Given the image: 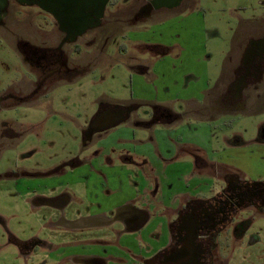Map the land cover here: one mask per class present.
Instances as JSON below:
<instances>
[{"label": "rangeland", "instance_id": "rangeland-1", "mask_svg": "<svg viewBox=\"0 0 264 264\" xmlns=\"http://www.w3.org/2000/svg\"><path fill=\"white\" fill-rule=\"evenodd\" d=\"M143 2L134 1L132 6L138 8ZM8 3L6 15L0 12V264H86L75 260L83 255L112 256L122 262L109 260L108 264H135L144 246L156 247L157 239L164 238L166 223L161 215L164 210L167 214L165 204L174 206L178 197L189 195L187 191L193 195L196 190L199 197L209 194L210 188L220 183L216 175L226 169L247 179H264V142L256 140L258 126L264 123V92L259 95L257 109L249 113H228L214 120L211 114L202 113L195 115L199 120L196 124L189 123L186 115L183 126L170 129L168 134H159L160 128L152 125L154 136H163L158 139L160 156L146 153L149 149L145 144L133 145L135 148L127 144L136 151L133 161L143 164L139 171L118 160L119 153L112 151L113 136L130 135L122 130L115 134L114 129L123 124L110 128L99 140L94 135L86 144L82 132L97 103L138 100L142 86L136 79L137 67H131L126 59L132 54L134 59H166L161 66L164 69L156 71L160 81H154L150 71L142 82L151 94L156 86L162 91L163 79L164 86L177 82L182 94L164 104L169 109L187 113L184 105L188 100L183 98L196 91L193 85L202 87L209 80L217 88L206 95L204 104L208 105L212 95L227 86L231 78L229 56L234 58L240 52V41L253 33L248 28L251 21L264 19V0H188L177 8L162 9L131 23L130 28L136 30L139 40L163 43V56L160 51L158 57L148 53L145 46L118 42L117 35L111 39V47L98 50L88 45L80 53H72L81 71L30 96L29 83L34 77L30 79V65L20 43L46 49L59 42L61 32L36 6ZM121 13L111 19L122 17ZM110 15L104 16L105 23L112 24ZM123 19L115 24H125ZM259 27L262 30L264 22ZM107 28L102 35L108 33ZM88 38L89 32L66 46L73 49L78 44L81 48ZM136 116L144 120L138 111L133 118ZM134 126L136 135L145 137L137 129L139 125ZM177 135L195 146L172 147ZM232 136L236 138L230 143L226 139ZM195 150L200 158L214 162L216 174L205 168L209 166L192 170L193 155L189 153ZM146 154L149 159L140 157ZM144 180L161 185L156 195L160 204L149 207L152 218L142 230L127 232L119 224L77 227V231L66 228V223L101 213L124 199L148 200L150 186ZM240 219L237 229L243 232L238 237L230 231L216 254V264H264V210L246 208Z\"/></svg>", "mask_w": 264, "mask_h": 264}, {"label": "flooded vegetation", "instance_id": "flooded-vegetation-1", "mask_svg": "<svg viewBox=\"0 0 264 264\" xmlns=\"http://www.w3.org/2000/svg\"><path fill=\"white\" fill-rule=\"evenodd\" d=\"M134 1L137 3V1L139 2L140 0H108L103 9L99 23L80 35L82 36L89 32V38L85 41L84 45H82L83 47L81 46V48H79L78 44H76L77 46L73 49L67 47L66 44L77 43V39L80 36L73 41L67 40L65 33L59 30L58 25L51 14L43 11L36 5H22L14 1L21 6H36L42 12L49 15L52 20H54L58 30L61 32L59 42L55 46L48 47L46 49L36 48L26 42L20 43V51L30 65V79L31 77H34V79L30 80L29 83V96L31 94H35L44 86H51V84L56 81L70 79L75 76L77 72L81 71L78 65L80 63L78 59H73L72 53H80L85 46L95 45L98 50L107 45L111 47V39L118 35L117 37L120 38L118 42L128 41V43H132V45L135 43L139 47L140 41L137 40L136 30L130 28L132 27L130 26L132 25L131 23H134L146 16L149 17L162 9L171 10L177 8L184 5L188 0H179L174 6H169L173 0H144L138 8L132 6L136 5L133 4ZM7 7H9V3L7 4L4 12L5 15ZM117 12H122L121 15L123 14V16L118 19L116 18L117 20L111 19V16ZM106 13L111 14L109 17L110 21L109 19L108 21L111 22L112 20V24L108 22L105 23L104 16ZM122 18H124L122 22L124 21L125 24H115L116 21H121ZM263 22L264 19H255L251 21V25H249L248 28L253 31V33L242 42L240 41V52H238L234 58H232L233 56H229L228 61L230 64L229 70L231 72V78L228 81L227 86L212 95L213 97L209 101L208 105L205 107L197 106V109L191 108L192 110L187 111L186 113L185 111L175 112L174 109L171 110L168 106L164 105L165 103H156L154 100L131 99L130 101L123 103H97V110L95 114L90 119L84 131H82L85 144L91 140L94 135L98 136V140L101 139L103 134L107 133L110 128L119 126L120 124L123 125H120L119 127H131L133 130L132 134L136 131L134 125H139L140 127L137 126V129L141 130L140 132H144L145 137H138V135L135 134L138 141L132 143V146L145 144L149 149L146 153L149 152L158 156L161 151L158 139L163 138V136L159 138L158 136H154L153 129H150L152 125L160 128L158 130L159 134H168L170 129L175 130L183 126V122L185 121L183 119L186 115H189V123L196 124L197 121H195L194 116L202 115V113L211 114L212 120H214L217 119V116H221L223 114H245L249 113L252 109H257V103L260 97L259 95L261 92H264V28L260 31L258 30L260 28L259 24ZM106 27H108V33L102 35L103 28ZM143 43L149 50V53H154L157 57L165 53L163 45L159 42ZM118 47L121 49L122 45L120 44ZM113 50H115V48H113ZM125 51L118 52L121 53ZM134 58L135 54L126 56V59L128 60H132ZM139 58H141V56ZM24 98L25 97L23 96L19 100L23 101ZM137 111L141 116H143L144 120L140 121L137 116L133 118V115ZM119 114L123 116V119L120 122L106 129L101 128L102 130L99 129L98 131L93 132L88 139L86 138L85 133L91 121L95 119L103 120L113 117L116 118ZM129 122L131 124H127ZM178 138H180V136L178 137L177 135V138L172 143V147L174 145H189L190 147L195 146V142L183 141L182 137L177 140ZM234 138L236 137L232 136L230 140H226L230 142L234 140ZM256 140L258 142H264V123L258 126ZM132 152L134 153L120 152L118 160L121 159L123 163L127 162L130 164L129 166L132 165L131 169L135 171L142 170L143 164L136 163L131 157L136 154V151ZM198 153L199 151L197 150L189 153L193 155L191 158L193 159L192 170L197 172L196 170L200 171L202 167L209 166L205 168L213 170L212 174H216L217 167L214 162L209 163L204 158H200ZM140 157H143L146 160L149 159L147 154ZM142 172L144 173V170ZM194 176L196 177V175ZM216 177L220 183L216 186L214 185L213 188H210L211 190L209 194L202 197H199L198 193L187 197L184 195L182 197L181 195L178 197L176 205L177 208L175 210L172 209V212L169 211L167 207H164V209L167 208V214L164 210L161 217L166 223V231L164 232L165 236L164 238L162 236L161 239H157L159 245L156 247H148V245L144 246L143 251H141L138 256L136 255V263H217L216 254H218L220 248L222 247L221 244H223V240L226 238L228 239L229 234L231 233L230 231H234V234L238 237L239 234L243 232V230L239 231L237 229L238 225L242 224L240 219L242 211L246 208H256L261 211L264 210V179H247V177H241L229 169H226L223 173L216 175ZM196 184L197 182L193 184L192 189H194ZM160 185V182H150L149 192L151 197L148 196V200L141 201L142 205L139 202L140 199L137 198L136 201L133 198H130L125 202L115 203L109 208L102 209L99 211L101 213L90 214L92 216L101 215L112 218L117 210H119V205L127 203V205L121 206L123 208L125 207L122 211L124 215L122 214L118 220L108 225H92L89 227L100 228L103 226L119 224L121 229L123 227L124 231L127 232L142 230L150 218H152V212L149 211V207L154 208L160 204V200H156V195H158ZM166 188L168 189V187ZM149 192H147V194ZM89 227H83V229ZM66 228L72 231L78 230L77 228H71L67 225ZM79 229L81 230V228ZM117 246L121 249L119 244ZM75 260L82 261L86 264H108L109 260L122 263L121 259H117L112 256L103 257L99 255H83V257H75Z\"/></svg>", "mask_w": 264, "mask_h": 264}, {"label": "water", "instance_id": "water-1", "mask_svg": "<svg viewBox=\"0 0 264 264\" xmlns=\"http://www.w3.org/2000/svg\"><path fill=\"white\" fill-rule=\"evenodd\" d=\"M9 0H0V12L4 13ZM22 5H36L52 15L60 31L65 33L69 41L83 34L89 28L97 25L108 0H14ZM179 0H173L169 6H174ZM129 111V110H128ZM122 112V111H121ZM120 112V113H121ZM122 114V113H121ZM119 114L116 118L93 120L86 130V138L99 129L114 126L123 119ZM102 128V129H101ZM125 208V207H124ZM123 207L112 218L106 216H91L77 222L66 223L68 227H89L92 225H108L118 220L122 215Z\"/></svg>", "mask_w": 264, "mask_h": 264}, {"label": "crops", "instance_id": "crops-1", "mask_svg": "<svg viewBox=\"0 0 264 264\" xmlns=\"http://www.w3.org/2000/svg\"><path fill=\"white\" fill-rule=\"evenodd\" d=\"M138 32L139 31H137V33ZM137 40L140 41L139 42V46H144V43L143 42H145V41L139 40L138 38H137ZM161 45H163V48H164V51H165V49H166L165 47L166 46L163 43H161ZM117 49L118 50H121L120 47H117ZM146 51L149 53V50L147 48H146ZM165 53H166V51H165ZM164 54H162L161 56H163ZM143 58H145V57L143 56L141 58L132 59V60L128 61L131 64V67H134V66L137 67V72L136 73L140 77V78L139 77L136 78L137 80H140L139 82H140V85L142 86L141 91H140V94H139V96H137V98L138 99H142V100H154L156 103H169V101H171L172 99H175L176 100L179 96H181V94H182L181 92L182 91H180L181 90V87L179 86V84L177 82H175V81H172L173 82L172 83V86L169 83L167 84V86H164V79L162 81V91H158V87L157 86H156V89H155L156 92H153L152 94L149 93L150 91H148V90L146 91L145 90V84H143L142 79H147V77L149 76V73L151 71L150 77L153 78L154 81H160L161 78L157 74L156 71H158L159 68H161V70L164 69L161 66H164V63H166V59H163V58H160L159 59V58H157V59H151L150 60V59H147V58L146 59H143ZM142 67H143V69H141ZM201 81H202V79H200V82ZM192 83L194 84L195 82H192ZM187 84L188 85H191V84H189V82H187L186 85ZM192 87H194L196 91L195 92H192L191 93V96H188L187 98H183V100H186V101L188 100V102H187L186 105L183 104L185 108L188 107V111H191L192 110L191 108L195 109L197 106H199V107L200 106H205L204 102H205L206 95L209 94L214 89H216L217 88V84L212 85L211 82L208 80L205 83V85L202 86V87H197V86L195 87L194 85ZM177 88L178 89L180 88V90H177ZM186 89L190 91L189 87L186 88ZM164 92H166V93H164ZM175 93H177V96H174ZM195 121L198 122L199 120H196V117H195ZM114 130H115L114 131L115 134L119 130H122V131H124V133H130V135L128 134L129 137L128 136L124 137V136H122L121 133H119V134H116V137L113 136V138H114V141H113L114 142L113 143L114 147H113L112 151H114L116 153H120L121 151L122 152H127V153H132V150L129 149V147L127 146V144L131 145L132 142L134 143V142H137L138 141V139L135 136L136 133L134 132V134H132L133 130L131 129V127H124V126L117 127ZM117 137H118V139L116 140ZM124 142H126V144H123ZM101 152H104V151H101ZM175 162L176 161H174L173 163H175ZM173 163H171V164H173ZM171 164H169V166H171ZM144 184L145 185L147 184L148 187L150 186V182L147 181V180H144ZM137 186H138V184H137ZM187 192L189 193L188 196H192L191 195L192 193H190V191H187ZM194 192H195V194L198 193L196 190ZM194 192H193V194H194ZM127 200H129V198L124 199L123 201H120V202L122 203V202H125ZM141 201L142 200L140 199L139 202L141 203ZM177 201H178V199H177ZM173 204H175V205L173 206V205H169V203H167V204H165V207H167L169 209V211L172 212V208H175V206L177 205V202L173 201ZM124 205H127V203H123V204L119 205V207L124 206ZM141 205H142V203H141Z\"/></svg>", "mask_w": 264, "mask_h": 264}]
</instances>
